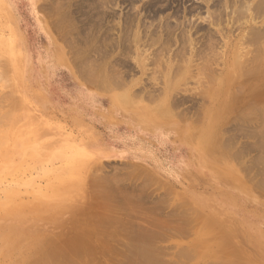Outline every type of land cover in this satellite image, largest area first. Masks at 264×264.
Segmentation results:
<instances>
[{
    "label": "rangeland",
    "instance_id": "rangeland-1",
    "mask_svg": "<svg viewBox=\"0 0 264 264\" xmlns=\"http://www.w3.org/2000/svg\"><path fill=\"white\" fill-rule=\"evenodd\" d=\"M55 1L51 0L48 6L46 0L35 1V8H32L27 5V0H17L18 7L13 14L18 39L14 41V48L16 52L21 50L26 60L24 95L33 106L35 114L40 116L39 125L51 126L59 133L55 136L66 141L65 148L60 150L65 157H69L68 152H72L77 145L90 154L91 161L86 163L87 166L81 172L86 192L85 201L81 200L80 204L85 207L92 204L87 191L94 177L104 180L109 199L117 211L123 199L119 190L126 192L127 197L137 202L134 206L142 209L134 221L145 227L146 232L149 231L147 223L151 219L165 225L163 235L155 246L160 258L172 264H196L194 241L197 233L206 229L205 219L212 215L220 219L223 217L224 221L227 219L230 226L233 225L238 231H246L251 237L258 236L264 245V195L257 188L264 175V148H261L264 138L260 132L263 127L255 122H244L242 106L228 113L218 124L216 141L222 155L227 154L226 160L231 165L214 163L219 168L217 173H211L213 163L199 164L193 145L178 135L192 133L206 116L218 79L224 71L222 52L227 59L230 51L237 47V50L246 53L248 66H251L257 47L253 30L260 25L259 18L253 15L254 19H250V22L246 16H222L215 25L218 35L217 39H212L211 48H207V39H203V33L200 32L199 35L194 34L193 39H157L153 34L147 37L143 32L140 39H135L132 47L127 49L122 40L118 39L117 20L118 14L123 18L130 8L127 2L120 0L118 5L116 0L114 4L120 7L113 5L111 9L116 18H113V12L106 13L107 22L101 25L99 32L92 34L93 38H100L66 41L50 39L42 28V23L47 22L44 15L48 14L52 21L64 13L65 4L61 9L59 0ZM147 1L137 0L134 8L140 7L139 12L145 18L143 21L151 22L141 10ZM53 2L57 3V7ZM53 4L60 11L54 13L55 7L49 9ZM38 5L46 6L44 11L48 12L49 9L52 12L43 11L45 14H42L36 9ZM204 11V8L199 11L200 18L206 16ZM111 14L112 17H109ZM200 23L206 27L205 22ZM74 25L70 24V28H67L72 30ZM81 26L78 22L75 25L78 29ZM76 28L74 32L79 31ZM54 46L63 53L62 60H66L71 69L62 60L57 63L52 61L50 57ZM120 59L124 66H118ZM168 61L174 62L178 69L176 72H167ZM79 63L104 73V82L111 83L112 87L98 90L96 86L80 80L81 76H78L74 68ZM239 84L234 85L239 101L244 102L250 98L253 104L254 98L242 93L246 87L240 88ZM251 84L248 83V86ZM120 92L129 94L131 108H123L112 102L110 96ZM163 99L169 103L171 117L159 125L174 126L178 131L158 134L151 127L144 129L136 122V115L155 108ZM233 154L240 158H232ZM62 163L60 160H53V163L49 160L46 165L51 169L63 167ZM134 164L142 165L150 175L146 172L138 173ZM232 164H237V168ZM227 167L235 168L239 179L228 188L223 183ZM38 179V186L46 185L45 180ZM241 186L247 190L246 193L241 191ZM59 215L52 223L41 224L40 228L63 239L81 230L71 226L76 218L73 211H61ZM183 215L189 218L188 228H182ZM92 221L109 222L96 215H93ZM128 241L127 231L126 235L119 236L118 241L110 244L121 248ZM116 253L112 255L113 259L99 253L97 264L122 260L125 252L118 250ZM200 264H214V261L207 259Z\"/></svg>",
    "mask_w": 264,
    "mask_h": 264
},
{
    "label": "bare ground",
    "instance_id": "bare-ground-1",
    "mask_svg": "<svg viewBox=\"0 0 264 264\" xmlns=\"http://www.w3.org/2000/svg\"><path fill=\"white\" fill-rule=\"evenodd\" d=\"M35 1L39 0H27V5L35 8ZM46 1L48 6L51 0ZM62 1H58V4H62L61 7L65 4L62 16H56V19L51 21L48 14L44 15L47 22L42 23V28L50 39L66 41L100 38V36L93 38L92 34L99 32L101 25L107 22L106 13L111 11L116 2V0ZM119 1L116 4L120 5ZM136 1L121 0L120 2H127L131 9L128 7L130 10L128 9L125 15L122 14L123 18L120 14L117 15L118 39L122 40L127 49L132 47L135 39H140L143 32L145 36L151 37L150 34H153L157 39H193L192 36L200 32L203 33L201 34L203 39H207V48H211L212 39H217L218 35L215 25L222 16L230 15L231 18L246 16L250 22L254 17L259 18L260 25L257 27L255 24L257 28L253 30V39L257 47L251 66H248L246 53L241 49L237 50V47L236 51L235 49L230 51L227 59L222 52L224 71L218 79L206 116L192 133L178 134L180 139L183 138L185 142L193 145L198 163H213L211 173H217L219 168L214 163L227 165L230 163L226 160L227 154L222 155L218 147L217 127L234 108L242 106L244 111L242 120L247 124L250 122L260 124L263 127L260 132L264 138V0H148L141 6V10L151 22L143 21L145 18H142V13L139 12L140 7L134 8ZM188 1L190 3L187 4ZM17 3V0H0V264H97L96 257H99V253L112 258L113 252L116 255L118 250L125 252L123 259L118 261L114 258L118 262H111L112 264H172L160 258L155 246L156 241L163 235L165 225L151 219L147 223L149 231L146 232L145 227L134 221L142 209L134 206L137 202L127 197L126 192L122 193V190H119L122 193L119 195L123 199L121 198L122 202L117 211L109 199L110 194L106 191L107 185L104 180L94 177L90 180L91 188L87 191L92 204L86 207L80 204L81 200L85 201L86 192L81 172L91 161V157L78 145L72 152H68L69 157L62 155L60 150L62 147L65 148L66 141L55 136L59 133L51 126L39 125L40 116L35 114L33 106L24 95L26 60L22 56V51L16 52L14 48V41L18 39L13 14L14 9L16 11L18 7ZM55 4L57 7V3ZM55 4L49 9L55 7ZM38 6L36 9L39 12L47 8L42 7L44 4ZM202 8L205 9L204 18L199 17ZM49 9L48 12L51 13ZM55 9L51 10L54 13L60 11L59 7ZM44 12L42 14H45ZM111 12L114 18V11ZM112 14L108 16L112 17ZM71 21L82 24L81 29L76 28V23ZM200 22H205L206 27ZM70 24H75L72 30L67 28ZM75 28L79 31L74 32ZM82 31L84 36L81 34L83 37H79ZM51 32L54 33V37ZM57 48L53 47L50 57L55 63L64 58L63 53ZM63 61L71 69V65L66 60ZM123 63L120 59L118 66L119 64L124 66ZM74 68L78 76H81L80 80L96 86L98 90L104 91L112 87L111 83L104 82V73L81 63L75 64ZM166 70L170 73L178 69L174 62L168 61ZM236 83H241L240 88L246 87L242 89V93L247 97H253V104L250 98L244 102L239 101L235 93ZM248 83L252 84L248 86ZM171 86L169 83V87ZM110 98L120 107H132L127 92L111 95ZM154 107L146 109L147 112H139L135 117L136 122L144 129L151 127L152 131L158 134L163 131L171 133L178 131L174 126L159 125L171 117L169 103L163 99ZM261 148H264V141ZM234 158L237 159V155ZM49 160H52V163L53 160H60L64 165L52 168L49 165L50 161L49 169L46 165ZM258 161L261 162V158ZM231 162L234 163L232 159ZM134 166L138 173L146 172L142 165ZM233 167H227L225 172L223 183L227 188L235 185L238 179L237 171ZM146 173L150 175L149 172ZM38 178L45 180L46 185L38 186L40 183L37 181L38 185L36 184ZM257 188L264 195V175ZM241 191L246 193L247 190L241 186ZM61 211H73L76 218L71 226L78 227L77 230L81 229L66 239L57 238L54 233L40 228L44 223H52L57 219ZM93 215L109 222L94 223ZM181 220L182 228H188L189 218L183 215ZM179 223L181 224L180 220ZM205 225L206 229L198 232L194 241L196 264L207 259H213L214 264H264V245L258 236L251 237L246 231H238L236 227L229 225L227 219L224 221L223 217L220 219L216 215L208 216ZM127 231L129 241L122 244L121 248L110 244L118 241L119 236L126 235Z\"/></svg>",
    "mask_w": 264,
    "mask_h": 264
}]
</instances>
